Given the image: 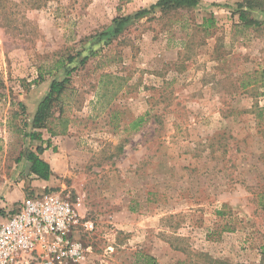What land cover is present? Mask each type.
Listing matches in <instances>:
<instances>
[{
	"label": "rangeland",
	"instance_id": "374dc122",
	"mask_svg": "<svg viewBox=\"0 0 264 264\" xmlns=\"http://www.w3.org/2000/svg\"><path fill=\"white\" fill-rule=\"evenodd\" d=\"M157 1L32 9L29 0H0V221L23 199L55 193L78 208L71 238L85 252L57 264H146L140 255L259 264L264 26L246 27L240 15L264 23V9L200 0L195 9H156L114 34L115 20ZM67 78L49 122L34 129L52 83ZM39 146L53 173L45 182L27 162ZM43 257L30 264H47Z\"/></svg>",
	"mask_w": 264,
	"mask_h": 264
},
{
	"label": "built area",
	"instance_id": "2783aa9c",
	"mask_svg": "<svg viewBox=\"0 0 264 264\" xmlns=\"http://www.w3.org/2000/svg\"><path fill=\"white\" fill-rule=\"evenodd\" d=\"M10 212L0 221V264H30L43 256L47 264L85 258L82 245L71 238L82 217L69 198L37 195Z\"/></svg>",
	"mask_w": 264,
	"mask_h": 264
},
{
	"label": "trees",
	"instance_id": "16d2710c",
	"mask_svg": "<svg viewBox=\"0 0 264 264\" xmlns=\"http://www.w3.org/2000/svg\"><path fill=\"white\" fill-rule=\"evenodd\" d=\"M60 0H29L32 3V9H41L43 7L48 6L51 2H59ZM200 5V0H158L156 4L152 5L149 9H142L139 10L134 16H130L127 18H122L119 20H115V29L114 34H119L123 30L124 26L131 21H136L142 18L147 17L151 13H153L156 9H160L163 12L167 13L170 10H177V9H195ZM240 8H248V9H257L261 8L264 9V0H245L243 3L239 4ZM240 21L246 27H262L264 23H258L252 20L250 17L247 16L245 12H242L240 15ZM211 25V24H210ZM209 26V25H208ZM64 64H60L57 69L63 68ZM69 78L61 81V82H53L50 88V92L48 96L39 104L36 114L33 119V128L34 129H42L44 128L49 119L52 117V109L54 103L61 97V95L65 92L66 86L69 83ZM25 112V106L20 103L19 104ZM253 112H262V108L255 106L252 108ZM144 118H140L138 123H141ZM30 139H35L37 136L40 137L41 135L37 132H33L28 135ZM49 147V146H48ZM47 148L43 146L37 147L36 151H31L28 153L27 162L30 164V173L34 175L39 180L49 181L52 176V169L48 162L41 158L43 153ZM0 213L3 214L4 212L0 210ZM146 264H158L156 260L148 255H140ZM209 264H233L230 262L224 261H217V260H210L208 259ZM184 264V263H182ZM241 264V263H237ZM259 264H264V256Z\"/></svg>",
	"mask_w": 264,
	"mask_h": 264
},
{
	"label": "crops",
	"instance_id": "0c3cea01",
	"mask_svg": "<svg viewBox=\"0 0 264 264\" xmlns=\"http://www.w3.org/2000/svg\"><path fill=\"white\" fill-rule=\"evenodd\" d=\"M46 153H47V151H45V152L43 153V155L41 156L42 159L45 158L44 156L46 155ZM44 160L46 161V159H44ZM46 162H49V161H46ZM41 181H43V180H41ZM43 182H45V181H43ZM9 196H11V195H9ZM25 199H26V198H25ZM23 200H24V199H23ZM23 200H22V201H23ZM1 215H2V214L0 213V219H1Z\"/></svg>",
	"mask_w": 264,
	"mask_h": 264
}]
</instances>
